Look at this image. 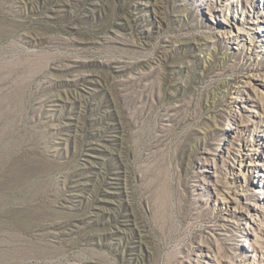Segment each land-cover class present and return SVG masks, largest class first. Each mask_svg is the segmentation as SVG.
<instances>
[{"label":"rangeland","instance_id":"rangeland-1","mask_svg":"<svg viewBox=\"0 0 264 264\" xmlns=\"http://www.w3.org/2000/svg\"><path fill=\"white\" fill-rule=\"evenodd\" d=\"M0 264H264V0H0Z\"/></svg>","mask_w":264,"mask_h":264}]
</instances>
